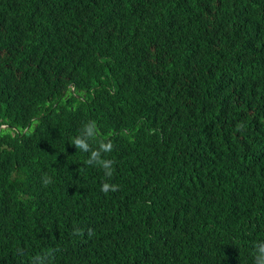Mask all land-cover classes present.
Instances as JSON below:
<instances>
[{"label":"trees","instance_id":"obj_1","mask_svg":"<svg viewBox=\"0 0 264 264\" xmlns=\"http://www.w3.org/2000/svg\"><path fill=\"white\" fill-rule=\"evenodd\" d=\"M90 122L111 178L72 143ZM260 242L264 0H0V264H254Z\"/></svg>","mask_w":264,"mask_h":264},{"label":"clouds","instance_id":"obj_2","mask_svg":"<svg viewBox=\"0 0 264 264\" xmlns=\"http://www.w3.org/2000/svg\"><path fill=\"white\" fill-rule=\"evenodd\" d=\"M85 131L88 140L86 141L84 138L78 136L72 141L73 145L80 151L90 153V157L86 161V164L90 166L95 164L102 167L105 172V176L111 178L113 175V162L111 160L103 159L102 153L111 152L113 150V144L108 141H100L98 149H92L90 147L89 140L95 139L96 137V128L94 122H90ZM51 182V178L49 177H45L42 181L45 186H47ZM118 188V185H113L105 181L102 183L100 190L103 193L107 194L110 191H117ZM254 264H264V242L257 243V245L255 246Z\"/></svg>","mask_w":264,"mask_h":264},{"label":"bare ground","instance_id":"obj_3","mask_svg":"<svg viewBox=\"0 0 264 264\" xmlns=\"http://www.w3.org/2000/svg\"><path fill=\"white\" fill-rule=\"evenodd\" d=\"M79 260V259H78Z\"/></svg>","mask_w":264,"mask_h":264}]
</instances>
